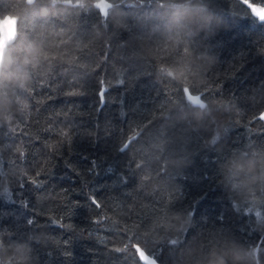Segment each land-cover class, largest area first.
I'll use <instances>...</instances> for the list:
<instances>
[{
    "label": "trees",
    "instance_id": "16d2710c",
    "mask_svg": "<svg viewBox=\"0 0 264 264\" xmlns=\"http://www.w3.org/2000/svg\"><path fill=\"white\" fill-rule=\"evenodd\" d=\"M180 2L0 0L6 55L41 52L0 84V264H264V183L227 167L264 164V23L192 0L169 34Z\"/></svg>",
    "mask_w": 264,
    "mask_h": 264
},
{
    "label": "clouds",
    "instance_id": "9594fccd",
    "mask_svg": "<svg viewBox=\"0 0 264 264\" xmlns=\"http://www.w3.org/2000/svg\"><path fill=\"white\" fill-rule=\"evenodd\" d=\"M35 2V0H33ZM53 4L66 2V0H51ZM67 2H74V0H67ZM204 11L203 6L193 5L192 0H182L176 4V10L173 13L171 20V27L168 29L169 34L172 32L181 33L190 26L200 23L204 17L200 15ZM19 18L0 19V84L5 80L18 83L23 86L28 78L26 66L38 62L41 54L40 50L29 44L24 48L25 55L23 57L12 58L6 55V46L4 40L13 37V25L18 22ZM207 22V21H206ZM186 34V33H185ZM14 38V37H13ZM11 41L9 40V43ZM229 177L233 178L240 174L248 176L251 183H264V164H261L259 171H257L256 161H232L228 166ZM251 174V175H249ZM239 259L235 254L232 256L233 264ZM210 264H229L226 255H216L210 261Z\"/></svg>",
    "mask_w": 264,
    "mask_h": 264
},
{
    "label": "snow or ice",
    "instance_id": "6c2138e0",
    "mask_svg": "<svg viewBox=\"0 0 264 264\" xmlns=\"http://www.w3.org/2000/svg\"><path fill=\"white\" fill-rule=\"evenodd\" d=\"M146 2H148V0H146ZM241 2L249 9V11H250V13L252 14L253 17H255L258 21L264 23V0H260L259 3H257L256 0H241ZM7 19H11V18H6L5 22H7ZM104 91H106V89L101 90L98 94L101 97H103ZM70 94H74V93H70ZM191 98L192 97H191V94H190L189 95V99H191ZM197 102H199V96H198ZM260 118L264 119V115H262ZM127 143L128 142L126 141L125 142V148L122 149V150H126ZM120 180L122 182H126V178L123 177V176L120 177ZM30 183L36 184L37 181L35 179H32V180H30ZM90 199H91V203L92 204H94L95 206H99V202H97L94 198H90ZM22 206L23 207H27V204L24 203ZM189 211H190L191 214H193L191 210H189ZM28 223L29 224H35V220L34 219H29ZM260 243H264V240H262ZM256 246H257V248H259L260 244H257ZM136 247L139 248V246H136ZM114 250L118 251V249H114ZM140 255H146V254L143 253V250H139L137 252V256H140ZM141 264H143V262H141ZM154 264H155V261H154Z\"/></svg>",
    "mask_w": 264,
    "mask_h": 264
},
{
    "label": "water",
    "instance_id": "95a60500",
    "mask_svg": "<svg viewBox=\"0 0 264 264\" xmlns=\"http://www.w3.org/2000/svg\"><path fill=\"white\" fill-rule=\"evenodd\" d=\"M28 2L29 3H32L33 2V0H28ZM6 18H11V19H13V20H15V18H17V17H15V16H8V17H6ZM17 34H18V22H16V23H14V25H13V37H9L8 39H5L4 40V44H5V46H6V49H8V47H9V45L11 44V43H13L14 41H15V39H16V37H17ZM9 40L11 41L10 43H9ZM7 52V51H6ZM103 89H105V88H103ZM102 89V90H103ZM102 101L104 102V94H103V97H102ZM201 107H204L205 106V102H203L202 100H199V102H197ZM144 253V252H143ZM141 257H142V260L145 262V263H147V264H154V261H155V264H161V263H159L156 259H154L153 257H151V256H148V255H141Z\"/></svg>",
    "mask_w": 264,
    "mask_h": 264
},
{
    "label": "rangeland",
    "instance_id": "374dc122",
    "mask_svg": "<svg viewBox=\"0 0 264 264\" xmlns=\"http://www.w3.org/2000/svg\"><path fill=\"white\" fill-rule=\"evenodd\" d=\"M101 4L105 6V4L103 2Z\"/></svg>",
    "mask_w": 264,
    "mask_h": 264
}]
</instances>
